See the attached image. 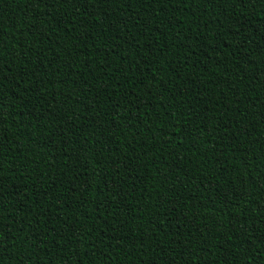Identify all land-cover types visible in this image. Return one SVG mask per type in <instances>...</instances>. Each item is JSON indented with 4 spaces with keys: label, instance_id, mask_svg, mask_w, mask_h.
<instances>
[{
    "label": "trees",
    "instance_id": "obj_1",
    "mask_svg": "<svg viewBox=\"0 0 264 264\" xmlns=\"http://www.w3.org/2000/svg\"><path fill=\"white\" fill-rule=\"evenodd\" d=\"M0 264H264V0H0Z\"/></svg>",
    "mask_w": 264,
    "mask_h": 264
},
{
    "label": "snow or ice",
    "instance_id": "obj_2",
    "mask_svg": "<svg viewBox=\"0 0 264 264\" xmlns=\"http://www.w3.org/2000/svg\"><path fill=\"white\" fill-rule=\"evenodd\" d=\"M64 2H70V0H64ZM81 2H83V0H81ZM0 242H2V241H0Z\"/></svg>",
    "mask_w": 264,
    "mask_h": 264
}]
</instances>
